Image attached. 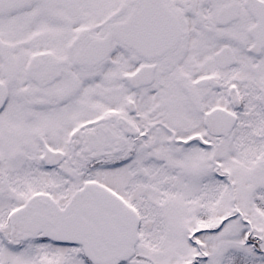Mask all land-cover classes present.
<instances>
[{
    "label": "snow or ice",
    "instance_id": "snow-or-ice-1",
    "mask_svg": "<svg viewBox=\"0 0 264 264\" xmlns=\"http://www.w3.org/2000/svg\"><path fill=\"white\" fill-rule=\"evenodd\" d=\"M0 264H264V0H0Z\"/></svg>",
    "mask_w": 264,
    "mask_h": 264
}]
</instances>
